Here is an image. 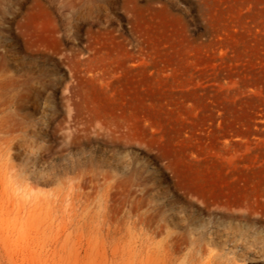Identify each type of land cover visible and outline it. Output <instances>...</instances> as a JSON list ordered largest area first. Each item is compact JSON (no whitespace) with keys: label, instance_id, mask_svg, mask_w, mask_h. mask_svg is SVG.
Returning <instances> with one entry per match:
<instances>
[{"label":"rangeland","instance_id":"obj_1","mask_svg":"<svg viewBox=\"0 0 264 264\" xmlns=\"http://www.w3.org/2000/svg\"><path fill=\"white\" fill-rule=\"evenodd\" d=\"M241 66L264 0H0V264H264Z\"/></svg>","mask_w":264,"mask_h":264},{"label":"trees","instance_id":"obj_2","mask_svg":"<svg viewBox=\"0 0 264 264\" xmlns=\"http://www.w3.org/2000/svg\"><path fill=\"white\" fill-rule=\"evenodd\" d=\"M238 69L241 71V76H246V79H243V82L256 84L262 90V99L257 98L256 96H250L249 98V101L253 103L252 111L256 112L259 109L264 110V67L250 68L248 66H241Z\"/></svg>","mask_w":264,"mask_h":264},{"label":"bare ground","instance_id":"obj_3","mask_svg":"<svg viewBox=\"0 0 264 264\" xmlns=\"http://www.w3.org/2000/svg\"><path fill=\"white\" fill-rule=\"evenodd\" d=\"M76 105V104H75ZM88 130V129H87ZM89 130H92V129H89ZM4 131V130H3ZM63 132V131H62ZM104 132V131H103ZM105 133V132H104ZM104 135V134H103ZM5 187H7V186H5ZM8 193V192H7ZM105 199V198H104ZM103 200V199H102ZM62 214V213H61ZM59 215V214H58ZM54 217H55V215H54ZM103 217V216H102ZM72 218V217H71ZM88 218V217H87ZM53 219H55V218H53ZM57 219V218H56ZM75 220V219H74ZM80 220V219H79ZM53 221V220H52ZM84 222V221H83ZM83 222H82V224H83ZM61 223V222H60ZM87 223H89V222H87ZM108 223V222H107ZM85 225V224H84ZM88 225V224H87ZM86 225V226H87ZM64 226V225H63ZM105 226H107V225H105ZM58 227V226H57ZM92 227V226H91ZM80 229V228H79ZM109 230V229H108ZM85 231V230H84ZM79 232V231H78ZM134 235V234H133ZM97 239V238H96ZM95 239V240H96ZM102 240V239H101Z\"/></svg>","mask_w":264,"mask_h":264}]
</instances>
